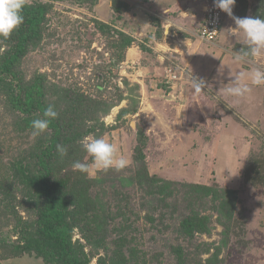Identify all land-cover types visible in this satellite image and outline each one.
<instances>
[{"label": "rangeland", "instance_id": "obj_1", "mask_svg": "<svg viewBox=\"0 0 264 264\" xmlns=\"http://www.w3.org/2000/svg\"><path fill=\"white\" fill-rule=\"evenodd\" d=\"M40 1L49 6L46 21L17 70L25 85L41 82L45 102L54 103L61 118L68 154L55 153L52 179L70 183L83 174L95 180L89 194L108 213L98 215L97 232L73 230L81 259L264 264V86L239 103L222 92L238 72L264 66V56L234 61L245 46L235 21L220 10L215 36L205 40L201 25L214 0H184L174 9L162 0ZM233 15L264 19V0H236ZM119 32L133 38L129 48L120 46ZM4 49L0 37V54ZM192 75L207 82L200 94L190 87ZM4 99L0 95V264H44L9 252L18 242L14 217L32 224L38 206L19 183L17 165L33 170L31 153L50 131L33 138ZM88 136L114 142L129 166L75 170V161L91 163L79 143ZM190 217L207 231L186 233Z\"/></svg>", "mask_w": 264, "mask_h": 264}, {"label": "trees", "instance_id": "obj_2", "mask_svg": "<svg viewBox=\"0 0 264 264\" xmlns=\"http://www.w3.org/2000/svg\"><path fill=\"white\" fill-rule=\"evenodd\" d=\"M48 7L40 0L27 3L22 13L23 24L14 30L10 37L3 38L4 45L8 49H4L0 54V95L5 98L7 108L21 115L19 127L30 130H32L31 121L43 118V110L48 103L45 102L41 82L36 80L31 85H25L17 69L27 54L29 45L40 37ZM151 22L157 30H161L158 20L154 18ZM103 25L100 24L98 28L106 32L107 29L104 28L106 25ZM118 34L121 37V47L129 48L134 42L130 36L122 32ZM98 89L101 90V86H98ZM74 103L71 105V110L73 113H78L80 105ZM62 129L61 118L58 116L49 125L47 132L50 131V134L41 139L31 153L34 171L30 166L22 163L17 165L21 177L19 183L26 189V193L32 192L38 206L35 207V219L32 224L27 225L21 217H14L18 242L10 246L9 253L13 257L33 256L41 259L44 264H87L81 259L72 243L73 230L83 228L87 232H97L99 225L103 223L98 215L105 216L104 212L107 215L108 213L104 210L101 199L89 194V189L95 180L83 174L74 175L70 183L65 178L52 179V162L56 145L62 143ZM138 139L143 143L142 134H138ZM137 158L142 159L140 152L137 153ZM163 186L166 191L168 185L164 183ZM204 225L203 221L198 218L193 220V217L183 223L186 233L192 231L203 233L207 231ZM122 228L128 226L124 225Z\"/></svg>", "mask_w": 264, "mask_h": 264}, {"label": "clouds", "instance_id": "obj_3", "mask_svg": "<svg viewBox=\"0 0 264 264\" xmlns=\"http://www.w3.org/2000/svg\"><path fill=\"white\" fill-rule=\"evenodd\" d=\"M236 0H214V7L226 13L235 21L236 29L241 31L245 37V46L234 53L236 62H247L248 60L264 56V19L254 17L239 18L233 15V7ZM28 0H0V37L7 39L14 30L24 22L23 10ZM264 86V66L254 65L247 71L238 72L230 85H226L222 92L224 96L232 97L235 103H239L253 87ZM191 89L200 94L207 87L204 78L194 75L190 77ZM59 116L54 103H49L43 110V118L31 121V135L33 138L46 133L52 121ZM83 150L91 157V163L75 161L72 167L81 173L87 174L93 171H108L115 169L121 171L127 168L130 161L122 154L114 142L103 137H84L79 141ZM57 154L63 158L68 154V148L62 144L56 145Z\"/></svg>", "mask_w": 264, "mask_h": 264}, {"label": "built area", "instance_id": "obj_4", "mask_svg": "<svg viewBox=\"0 0 264 264\" xmlns=\"http://www.w3.org/2000/svg\"><path fill=\"white\" fill-rule=\"evenodd\" d=\"M219 13L220 10L214 6H207L205 8L206 17L202 22L200 30V37L202 39L211 40L214 38L220 22Z\"/></svg>", "mask_w": 264, "mask_h": 264}, {"label": "crops", "instance_id": "obj_5", "mask_svg": "<svg viewBox=\"0 0 264 264\" xmlns=\"http://www.w3.org/2000/svg\"><path fill=\"white\" fill-rule=\"evenodd\" d=\"M162 1H165L166 3H168V5L170 6L169 7L170 9L180 7L181 4L184 3V0H162ZM128 50H130V49H128Z\"/></svg>", "mask_w": 264, "mask_h": 264}]
</instances>
